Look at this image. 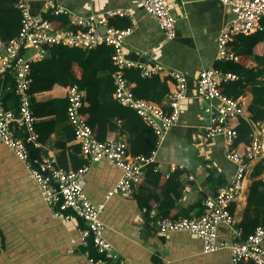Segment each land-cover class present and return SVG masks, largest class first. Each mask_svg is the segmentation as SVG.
Wrapping results in <instances>:
<instances>
[{
  "label": "crops",
  "instance_id": "obj_1",
  "mask_svg": "<svg viewBox=\"0 0 264 264\" xmlns=\"http://www.w3.org/2000/svg\"><path fill=\"white\" fill-rule=\"evenodd\" d=\"M58 1L79 15L100 14L88 9L74 10L67 0ZM167 1L177 18L176 34L172 40L164 37L154 18L141 7L140 0H136V3L123 0L119 7L125 9H116L124 10L125 13L116 16L129 21L122 29L132 30L124 45L128 58L143 61L149 66L162 64L167 71H182L186 75L187 96L180 103L179 119L159 146L155 165L146 170L143 183L131 196L112 194L105 199L121 174L119 168L106 161L92 163L85 191L93 203H104L101 212V219L105 223L104 234L124 264H230L227 247L203 252L202 243L197 237L187 232H171L163 237L158 234L155 224L163 212V205L170 208L172 204L170 213L175 216H191L202 212L203 200L218 190L229 188L234 172L233 163L224 157L223 139L220 136H205L208 125L206 118L212 111L210 103L197 99L195 95L199 72L213 66L216 60L217 36L230 19V12L217 0ZM1 3L4 4V0ZM41 4L42 0H31V9L37 11ZM115 7L110 6L111 10H116ZM240 45L237 50L232 48L236 55L239 50L246 49ZM258 50L260 53L264 50V43L258 45ZM254 64L253 57H250L248 65ZM74 73L79 77V68L74 67ZM107 74V70L99 72V75ZM157 76L162 81L168 78L166 84L169 91L155 102L166 103L168 93L174 88L173 78L166 73ZM242 78L249 83L256 82L248 71L243 73ZM131 83L134 88L135 83ZM68 86L55 83L51 89L38 91L31 98L33 96L37 103L66 98ZM4 97V104L14 109V94L7 92ZM238 98L246 108L251 94L247 91ZM111 99H114L113 92L101 94V100ZM31 105L33 108L32 101ZM85 105L84 101L82 110ZM44 111L42 116L34 115L35 123L42 124L40 131L43 134L49 132V135H46L45 142L38 141L35 146L37 155H32L36 159L53 156L57 165L62 153L68 156V161L70 154L85 160L80 151L76 154L71 150L77 142L69 139L71 134L68 127L71 125L68 120L51 124L61 114L52 113L51 106H46ZM114 120L118 127L114 131L108 130L106 136L123 135L131 153L133 129L122 120ZM260 159L262 157L253 159L249 165L256 167L261 163ZM171 165L176 166V169L171 171ZM154 166L156 169H153ZM249 173L247 171L244 192L230 204L233 205L234 228H240L243 211L247 208L249 184L254 179H263L264 170L258 175L252 172L251 177ZM145 196H148L144 200L146 204L143 201ZM80 227L78 219L63 226L49 214L36 184L24 166L0 143V264H99L85 249L82 250L84 246L80 242L69 244V238L76 237ZM218 233L219 241L225 242V245L233 239L232 231L225 225H220Z\"/></svg>",
  "mask_w": 264,
  "mask_h": 264
},
{
  "label": "built area",
  "instance_id": "obj_2",
  "mask_svg": "<svg viewBox=\"0 0 264 264\" xmlns=\"http://www.w3.org/2000/svg\"><path fill=\"white\" fill-rule=\"evenodd\" d=\"M217 1L229 10L231 16L217 36L216 60L236 59L237 55L230 42L237 35H246L263 28L261 20L264 18V0ZM140 5L154 18L164 37L172 40L176 34L177 18L168 1L140 0ZM14 6L20 13L19 30L12 39L0 44V143L24 166L53 218L63 224L75 218L81 219L83 227L79 229L78 237L72 239L73 243L87 245L90 238L96 254L105 255L110 262L124 264L104 236L105 223L101 219L104 203H92L85 192L87 175L93 162L106 161L119 168L121 174L105 199L112 194L131 196L143 183L148 167L156 162L157 151L154 149L147 155L131 154L128 141L123 135L97 139L82 113L84 91L72 84L67 87L66 93L67 120L86 162L76 169L65 170L57 165L53 156L34 158L31 147L38 145V136L29 92L30 66L46 57L49 54L48 48L53 45L86 51L103 44L109 45L112 48L110 58L116 66L112 75L113 98L133 109L152 129L157 146L179 119L180 103L187 96V77L182 71H167L162 64L149 66L126 56L125 39L131 33V28H116L109 24L110 18L125 13L122 10L79 15L61 5L58 0H42L37 11L31 9V0H17ZM61 15L67 17V23L55 25L48 18ZM100 26H105L104 31H99ZM128 69L138 70L142 77L170 74L174 88L168 93L166 103L136 97L133 84L125 77ZM238 78L233 72L209 66L199 72L195 90L197 99L208 101L211 105L212 111L206 118L208 125L205 136H220L223 139L224 157L234 165L229 188L206 197L202 202V212L178 218H158L155 223L158 234L163 237L171 232H187L197 237L202 243L203 252L227 247L230 264H264V226H255L251 233L243 237L241 228L233 227L234 215L229 209V205L244 192L250 162L260 156L258 131H252L251 143L246 147L245 156L235 145L238 134L233 122L244 117V106L238 97L223 93L220 85ZM7 92H12L16 98L14 109L3 105L2 100ZM175 169L176 166L171 165L170 170ZM220 225L229 227L233 233V239L227 245L219 241ZM98 262L104 264L105 260Z\"/></svg>",
  "mask_w": 264,
  "mask_h": 264
},
{
  "label": "trees",
  "instance_id": "obj_3",
  "mask_svg": "<svg viewBox=\"0 0 264 264\" xmlns=\"http://www.w3.org/2000/svg\"><path fill=\"white\" fill-rule=\"evenodd\" d=\"M16 1L4 0L5 3L2 4V0H0V39L2 43H6L12 39L19 30L20 13L14 7ZM49 19L55 25L67 22L66 16H49ZM261 23L263 28L260 31L246 35H237L235 36V40L230 42V46L232 45L231 48L234 50H237L240 44L241 47L246 48L243 51L239 50L236 59L215 60L213 62L214 67L241 76L237 80L221 84L220 90L223 93L233 97L244 95L247 91L251 94V99L246 108L243 103L244 117H239L233 122V126L237 129L238 134L235 139V145H237L238 151L243 156L247 154L246 147L251 143L252 131L260 133L264 129V50L261 53L258 50V45L264 43V18H262ZM109 24L117 28H124L129 24V21L127 18L117 15L109 19ZM48 51L49 54L46 57L40 61L33 62L30 66L32 81L29 92L31 95H34L38 91L49 90L55 83L63 86L76 83L85 91L84 101L86 105L82 111L84 119L92 127L97 139L104 140L111 137L106 136L107 131L117 129L118 126L114 119H119L124 124H128L134 131L130 139L132 154L142 153L147 155L153 150L155 147L153 131L134 110L115 99L101 100L102 93H112L114 90L112 73L115 72L116 66L111 61L112 48L109 45L103 44L88 51L64 45H53L48 48ZM250 57H253L254 65H248ZM74 67L79 68V77L75 75ZM104 70H107L109 74L99 75V72ZM246 71L250 73L256 82L249 83L242 78L243 73ZM125 77L135 83L133 92L138 98L159 101L169 91L166 84V79L168 78H164L163 81L157 75L144 78L140 76V73L136 69L126 70ZM5 98L2 101L3 105L6 106L4 104ZM31 101L33 103V114L36 117L42 116L45 113L44 108L46 106H51L52 113L61 114L51 124L67 120V99L65 97L51 100L48 103H37L32 96ZM34 126L38 135V141L45 142L46 135H49V132L43 134L40 131L42 124L35 123ZM68 128L71 134L69 139L76 141L72 127L69 126ZM77 144L71 148L76 154L80 151L79 144ZM35 150V147H31V153L37 155ZM59 161L60 167L65 170L76 169L85 163L84 159H79L77 156H73V154H70L68 161V156L65 153L61 154ZM263 170L264 160L263 164L261 162L258 169L254 171V174L258 175ZM147 197L145 196L143 201ZM144 203L146 204V201ZM168 207V205L162 206L163 212L159 214L158 218L181 217L170 213L171 209H173L172 204H170V208ZM145 209L149 210L148 207H145ZM229 209L232 211L233 205H229ZM257 225L264 226V180L261 178L252 180L248 187L247 208L243 211L242 219L239 223L242 236L246 237ZM111 245L113 251L116 252L112 243ZM84 249H89V255L94 260H107L105 255L96 254L93 246L91 248H82V250ZM117 255L121 260V256ZM106 264L118 263L106 261Z\"/></svg>",
  "mask_w": 264,
  "mask_h": 264
},
{
  "label": "rangeland",
  "instance_id": "obj_4",
  "mask_svg": "<svg viewBox=\"0 0 264 264\" xmlns=\"http://www.w3.org/2000/svg\"><path fill=\"white\" fill-rule=\"evenodd\" d=\"M67 1L69 2V4H71L70 8H72L74 10H76V9L77 10H81V11L88 9V10H93V11H97V12H100V13L101 12L104 13V12L108 11V8H110V6H117V7H115V9L116 8L125 9V7H119V6H121V2L123 0H67ZM129 1H130V3L131 2L136 3V0H129ZM111 9L112 8H110L109 10H111ZM121 9H119V10H121ZM116 10H118V9H116ZM122 11H124V10H122ZM72 12L75 13V11H72ZM77 12H79V11H77ZM257 158H259V157H257ZM262 160H264V157H262V159H260L259 162H262ZM259 165L260 164H258L256 167H255V165L254 166L253 165H249L248 166L247 171L250 172L249 173V177L252 176V172H254L256 169H258ZM262 178L264 179V175H263ZM37 190H38V192L40 194V198H41L42 196H41V193H40L38 187H37ZM60 223L63 226H65V224H63L62 222H60ZM74 238H75V236H71L69 238V244L74 245V243L72 242V239H74Z\"/></svg>",
  "mask_w": 264,
  "mask_h": 264
},
{
  "label": "clouds",
  "instance_id": "obj_5",
  "mask_svg": "<svg viewBox=\"0 0 264 264\" xmlns=\"http://www.w3.org/2000/svg\"><path fill=\"white\" fill-rule=\"evenodd\" d=\"M15 7V6H14ZM16 8V7H15ZM17 9V8H16ZM18 10V9H17ZM62 16V15H61ZM48 18H49V16H48ZM50 20V19H49ZM142 77V76H141ZM144 78H147V77H144ZM114 91V90H113ZM6 95V94H5ZM145 99V98H144ZM149 100V99H148ZM151 101H153V100H151ZM155 102V101H154ZM83 103H84V101H83ZM157 103V102H156ZM161 103V102H160ZM126 107H128V106H126ZM133 110V109H132ZM135 112V111H134ZM136 113V112H135ZM138 115V114H137ZM139 116V115H138ZM140 117V116H139ZM141 118V117H140ZM152 130V129H151ZM154 134V133H153ZM111 137H113V136H111ZM165 137V136H164ZM164 139V138H163ZM163 139H162V141H163ZM162 141L160 142V144L157 146L156 145V137H155V147L153 148V150L155 149L156 151L158 150V148H159V146L161 145V143H162ZM152 151V150H151ZM32 154V153H31ZM156 155H157V153H156ZM33 156V155H32ZM260 157V156H259ZM35 158V157H34ZM85 162H86V160H85ZM98 162V161H97ZM156 163V162H155ZM155 163L153 164V165H155ZM92 165V164H91ZM91 169V168H90ZM90 172V171H89ZM90 199V198H89ZM92 202V201H91ZM93 203V202H92ZM95 204V203H94ZM98 204V203H97ZM75 219H78V218H75ZM80 222H81V224L83 225V222L81 221V219H78ZM69 223V222H68ZM67 223V224H68ZM82 225H81V227H82ZM80 227V228H81ZM79 228V229H80ZM79 229H78V231H79ZM104 232H105V229H104ZM78 232H77V235H76V237H78ZM104 236H105V234H104ZM75 237V238H76ZM106 238V237H105ZM107 239V238H106ZM108 240V239H107ZM89 241H90V243H89ZM111 243V242H110ZM84 247H86V248H91V246H93L92 245V243H91V240H90V238H89V240H88V243H87V245H83ZM86 252H88L89 253V249H86L85 250ZM99 261V260H98ZM107 262H108V260H106ZM106 261H105V263H106ZM104 263V264H105Z\"/></svg>",
  "mask_w": 264,
  "mask_h": 264
},
{
  "label": "water",
  "instance_id": "obj_6",
  "mask_svg": "<svg viewBox=\"0 0 264 264\" xmlns=\"http://www.w3.org/2000/svg\"><path fill=\"white\" fill-rule=\"evenodd\" d=\"M104 27L105 26H100L99 30L103 31ZM0 44H1V39H0ZM259 137H260L259 155H260V157H264V129L259 133Z\"/></svg>",
  "mask_w": 264,
  "mask_h": 264
}]
</instances>
